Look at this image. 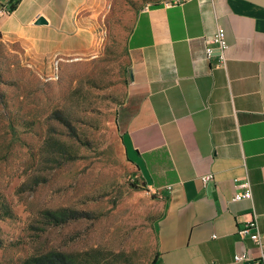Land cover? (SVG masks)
Here are the masks:
<instances>
[{
	"label": "crops",
	"instance_id": "obj_1",
	"mask_svg": "<svg viewBox=\"0 0 264 264\" xmlns=\"http://www.w3.org/2000/svg\"><path fill=\"white\" fill-rule=\"evenodd\" d=\"M16 1L5 30L54 51L78 34L87 0ZM39 16L47 24L36 25ZM218 27L225 67L205 54ZM125 47L122 150L142 184L164 196L155 264H251L233 257L258 255L237 234L253 209L264 233V0H154L136 13ZM247 189L251 200H232Z\"/></svg>",
	"mask_w": 264,
	"mask_h": 264
},
{
	"label": "rangeland",
	"instance_id": "obj_2",
	"mask_svg": "<svg viewBox=\"0 0 264 264\" xmlns=\"http://www.w3.org/2000/svg\"><path fill=\"white\" fill-rule=\"evenodd\" d=\"M153 2L87 0L78 34L54 51L13 40L0 15V264L50 249L79 264H151L164 196L142 184L120 138L125 40ZM47 211L79 217L53 224Z\"/></svg>",
	"mask_w": 264,
	"mask_h": 264
},
{
	"label": "built area",
	"instance_id": "obj_3",
	"mask_svg": "<svg viewBox=\"0 0 264 264\" xmlns=\"http://www.w3.org/2000/svg\"><path fill=\"white\" fill-rule=\"evenodd\" d=\"M10 14L7 5H2L0 9V15ZM228 44L225 40L224 30L220 27L216 29L214 34L209 38L208 45L205 47V54L207 58L216 57L219 64L225 67L226 64V50ZM213 180V174H205L200 177V181L203 185ZM252 193L250 189L242 192H235L233 194V201L251 200ZM237 234L241 239L247 238L258 250L257 256H251L248 252H241L234 255V262H243L249 260L251 264H264V233L259 229L257 213L253 209L251 216L245 220L243 225L238 228Z\"/></svg>",
	"mask_w": 264,
	"mask_h": 264
},
{
	"label": "trees",
	"instance_id": "obj_4",
	"mask_svg": "<svg viewBox=\"0 0 264 264\" xmlns=\"http://www.w3.org/2000/svg\"><path fill=\"white\" fill-rule=\"evenodd\" d=\"M16 5H17V1L16 2H12V0L8 1L9 13H12V11H14ZM45 214L48 218L51 219L50 221L53 224H60L70 219H75L79 217L76 214L65 215V213L60 214L49 211H47ZM22 264H79V263L73 261L67 254L61 251L50 249L29 255L24 259ZM151 264H155V255L151 261Z\"/></svg>",
	"mask_w": 264,
	"mask_h": 264
},
{
	"label": "water",
	"instance_id": "obj_5",
	"mask_svg": "<svg viewBox=\"0 0 264 264\" xmlns=\"http://www.w3.org/2000/svg\"><path fill=\"white\" fill-rule=\"evenodd\" d=\"M36 25H43V24H47V20L42 17V16H39L35 22H34Z\"/></svg>",
	"mask_w": 264,
	"mask_h": 264
}]
</instances>
